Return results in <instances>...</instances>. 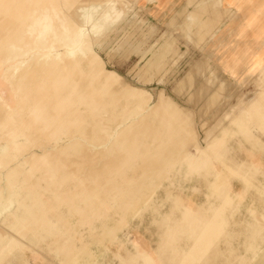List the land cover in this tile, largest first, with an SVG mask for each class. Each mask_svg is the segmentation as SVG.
Instances as JSON below:
<instances>
[{
    "label": "rangeland",
    "instance_id": "obj_1",
    "mask_svg": "<svg viewBox=\"0 0 264 264\" xmlns=\"http://www.w3.org/2000/svg\"><path fill=\"white\" fill-rule=\"evenodd\" d=\"M66 3L82 10L68 41L49 37L0 64V103L17 115L0 126V174L22 163L0 180V264H264V65L232 78L206 47L233 10L201 0L181 24L160 26L138 0H0V53L14 17ZM15 68L29 72L17 94L3 78ZM47 92L52 117L38 103ZM99 120L106 145L126 128L130 146L91 180L88 143H71ZM12 180L35 211L25 222L17 201L11 213L1 204Z\"/></svg>",
    "mask_w": 264,
    "mask_h": 264
},
{
    "label": "bare ground",
    "instance_id": "obj_2",
    "mask_svg": "<svg viewBox=\"0 0 264 264\" xmlns=\"http://www.w3.org/2000/svg\"><path fill=\"white\" fill-rule=\"evenodd\" d=\"M72 8H73L72 4L66 3L65 5L61 6L57 11H55L54 12L55 14H53V12H50L48 9L45 11L29 10L26 14L21 13L17 15L16 17H14L12 22L7 23L6 26L1 28L2 30L1 31V37H2V43H1L2 49L1 50L2 51L0 53V64H2L3 61H7L8 58L16 55V51L25 50L28 47H30V44L33 45L34 47H38L45 40H49V37L54 43L68 41L69 37H72L69 35H73L74 33H76L77 28H78L76 27L77 24L79 22L82 23V17H81L82 10H79V8H76L75 12L73 11L74 12L73 14H69L70 9ZM87 10H90V9L87 8ZM53 16L54 18H52ZM29 22L31 24L27 25ZM45 31L50 32L52 34H50V36L49 35L47 36V34H45ZM34 35H36L35 38H33ZM89 55L93 57L92 54H89ZM36 60L37 59L34 58L30 61V63L35 62ZM30 63H27V64H30ZM27 64H17L16 66L22 67ZM93 68L95 69L98 68V65L94 64ZM19 69L20 68L8 69L4 72V75H3L4 76L3 78H6V77L10 78L8 86L10 90L14 92V94L22 93L23 89L26 88L27 83L29 81V76H28L29 72H23L20 75H18L17 71ZM62 73H63V69L59 70V72L57 73L58 77H61ZM122 83L123 84L121 85L122 88L120 90V94H123V96H125L128 84L125 82H122ZM80 89L83 90V92L90 90L89 81L86 79L81 80ZM48 94H54V93L47 92V93L40 94L43 96V98L38 100V103L44 109L45 113L49 114L50 117H52L54 114L53 113L54 103L51 104L53 99L48 98L47 97ZM17 98L20 102L21 100H23L20 96H17ZM16 117L17 115L15 116V113H13L12 108L10 106L4 105L2 102L0 103V126L8 123L12 118L16 119ZM108 118L110 117L107 116L102 119L106 120ZM106 126L107 125L105 124V121H100L95 130L89 128V125L88 127L80 126L76 131V133L79 134L80 139L76 142L71 143L72 146H74L75 148H79L78 144H80V142L85 141L86 143H88V146L84 148L82 151L84 158H86L87 160L83 159L82 163H83V167L86 168L87 172H89V175L90 176L92 175L91 180L92 179L95 180V178H98V180H101L105 178L106 176H109L110 173L114 172L115 170L114 167L116 166L117 162L124 159L123 151L125 150L127 151V149L130 146V144H128V141L126 139L127 137L125 135L127 132L126 128L121 129L120 131H118L117 129L114 130L113 134H116V136H118V139L113 141L110 145H106L107 143H109V141L107 140V135H109V132L107 131ZM130 130L134 134V132L137 131V127L135 125H131ZM98 145H106V146L101 147ZM6 154H7L6 150H3L2 155H4V157L5 156L8 157V160L7 161L5 160L7 162L5 166L8 168V165L11 163V159H13V156L12 155L9 156ZM70 163H75V162L70 161L69 165ZM2 165L3 163L0 164V168L2 167ZM21 165L22 163H18L12 169H8V170H5L6 172H2V174H0V180L5 179L6 177L9 180L13 179V176L15 175L16 170L19 167H21ZM80 165H77V166L81 167L82 165L81 166ZM2 182L4 183V181ZM13 183L14 182L12 180V181H9L8 183L5 182L3 184L5 186V189L8 191V193L10 192L12 196L10 197L9 195L8 202L7 201L2 202L1 204H5L6 205L5 207H7L9 209V212L11 213L12 206L14 205L15 201H17L20 205L21 211L19 212V214H17L18 212L15 213V218H17L18 221L22 220L25 222V220H27L30 216L35 215L34 213L35 211H34V208L31 207L33 205L30 206L27 203H24L21 201V197H22L21 194H19V197L21 196L20 199H18L17 197L18 193L13 194ZM14 196L17 197L16 200L15 198H13ZM82 199L86 201L87 199H89V197L82 196ZM1 229L3 228H0V236H1L0 239L3 238L2 235H4V232H6V231L2 232ZM9 235H13V234H9Z\"/></svg>",
    "mask_w": 264,
    "mask_h": 264
},
{
    "label": "crops",
    "instance_id": "obj_3",
    "mask_svg": "<svg viewBox=\"0 0 264 264\" xmlns=\"http://www.w3.org/2000/svg\"><path fill=\"white\" fill-rule=\"evenodd\" d=\"M138 0L149 11V17L158 25H179L201 0ZM240 9L234 0H223L222 7L233 10L231 18L211 37L206 47L220 62L230 77L254 74L264 65V0H250ZM238 8V9H237ZM186 10L182 15H179ZM178 20L175 22L174 19ZM258 23L251 25L249 20Z\"/></svg>",
    "mask_w": 264,
    "mask_h": 264
}]
</instances>
